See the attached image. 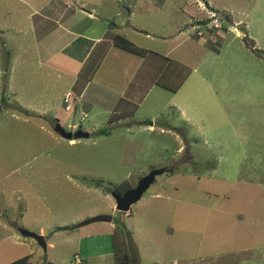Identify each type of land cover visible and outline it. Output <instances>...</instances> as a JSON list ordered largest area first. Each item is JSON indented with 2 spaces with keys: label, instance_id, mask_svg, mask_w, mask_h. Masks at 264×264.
Listing matches in <instances>:
<instances>
[{
  "label": "rangeland",
  "instance_id": "rangeland-1",
  "mask_svg": "<svg viewBox=\"0 0 264 264\" xmlns=\"http://www.w3.org/2000/svg\"><path fill=\"white\" fill-rule=\"evenodd\" d=\"M103 1L104 8L110 0ZM46 2L0 0V264L26 256L32 264H74L76 257L86 264L87 255L117 243L130 264H264V59L254 51L264 52V0H170L181 10L186 5L187 15L165 9L169 37L150 35L167 43H139L179 59L180 73L170 67L157 84L168 91L151 80L139 106L120 102L118 110L136 114L114 128L100 108L87 119L67 111L73 101L62 96L65 84L36 64L35 48L21 49L23 42L34 46L30 8ZM207 5L228 17L196 27L215 15ZM110 16L99 18L101 28L103 20L121 21ZM54 119L73 133L101 125L74 143L54 132ZM101 129L109 134L98 135ZM162 168L166 173L128 213L116 210L109 189H132ZM107 213L113 232L100 231V222L76 227ZM22 230L54 246L44 251ZM87 230L95 234L85 237Z\"/></svg>",
  "mask_w": 264,
  "mask_h": 264
},
{
  "label": "crops",
  "instance_id": "crops-1",
  "mask_svg": "<svg viewBox=\"0 0 264 264\" xmlns=\"http://www.w3.org/2000/svg\"><path fill=\"white\" fill-rule=\"evenodd\" d=\"M101 3L103 4L104 1L72 0L68 3V0H47L42 7L30 8L32 11L30 17L37 19L36 22L31 20L34 22L31 31L34 37V46L25 48V42H23L21 49L26 51L35 48L37 51L36 64L42 67L43 72L54 77L57 84H65L63 87L66 91L62 96L65 99L70 95L69 101H73V106L67 111L71 112L75 108L80 110V113L87 119L90 114H94L97 108H100L101 112L108 117L107 124L114 128L121 123L125 124L123 122H127L128 118L131 120L136 114H131L130 107L118 110L120 102L125 101L131 106H139L140 97L138 96L140 93L145 94L146 85L151 80L157 87L168 91L163 85L157 84H160L161 78L166 75V72H170V67H173L172 72L180 73L176 66L180 62L179 59H171L170 54L153 51L150 47L142 46V43H139L143 42L144 44L146 40L153 39H158L162 45L167 43L165 37L155 38L150 34L153 33V30H157L162 31L161 33L167 38L169 37L168 33L163 32L165 27L170 25L166 22L167 14L164 11L167 7L174 8L176 5L170 0H110L103 8ZM116 4L118 5L116 6ZM121 4H124L122 7L125 13L120 10ZM185 8L186 5H184ZM175 9L187 15L184 9L181 10L177 7ZM114 12H116V18L121 17V21L112 22L108 26L103 20V28H101L99 24L101 16L107 19ZM156 23H160L159 26H162V30L157 29ZM194 25L192 20V28L195 27ZM115 35L126 38L138 48L145 50L146 54L137 56L117 48L113 42ZM134 57L138 58L136 64H134ZM114 84L118 85L114 86ZM182 84L177 88L179 89ZM119 85L121 91L117 89ZM55 88V85L50 87V89ZM128 92L130 94H127ZM146 96L144 95L141 103L145 101ZM171 104L184 116L186 110L182 108L183 106H176L175 102ZM113 114L119 117L111 123ZM34 115L39 116L37 113ZM56 121L59 123L58 120ZM100 125L101 123L93 125L92 129H88L86 132L90 133ZM159 126L162 127L163 123ZM68 127L77 129V123L71 125L69 122ZM161 133H163V129H161ZM68 142L70 141L68 140ZM72 142L75 143V140ZM114 205L116 206V203ZM112 222H101L100 231L111 230L113 232L115 226ZM38 233L45 234V231L41 228ZM85 233V237L86 235L91 237L90 235L94 231L87 230ZM110 237H112V233H110ZM47 245L54 246L53 243ZM103 250V253L97 255H87L86 259L89 261L86 264H95V261L99 259L107 260L110 264L111 255L108 254L113 256L114 249L113 247L109 249L106 246ZM83 260L81 257H76L74 264H83ZM137 262L139 263V260Z\"/></svg>",
  "mask_w": 264,
  "mask_h": 264
},
{
  "label": "water",
  "instance_id": "water-1",
  "mask_svg": "<svg viewBox=\"0 0 264 264\" xmlns=\"http://www.w3.org/2000/svg\"><path fill=\"white\" fill-rule=\"evenodd\" d=\"M54 132L61 136L63 139L69 141L90 138V133L83 130H77L75 133L67 132L58 122L55 125ZM166 171V168L154 169L149 172L148 175L141 178L134 188L128 190L123 195L112 193V196L116 202V210L118 212L128 213L130 211V208L134 204L138 203L141 200L142 196L145 194V192L151 187L152 184H154L156 178L166 173ZM112 221V215L103 214L89 218L86 221L78 224L76 227L81 228L92 223H111ZM21 234L25 238H31L35 240L44 251L47 250V243L44 236L25 230H22Z\"/></svg>",
  "mask_w": 264,
  "mask_h": 264
},
{
  "label": "trees",
  "instance_id": "trees-1",
  "mask_svg": "<svg viewBox=\"0 0 264 264\" xmlns=\"http://www.w3.org/2000/svg\"><path fill=\"white\" fill-rule=\"evenodd\" d=\"M207 2V1H206ZM209 7V5H207ZM209 9H211L213 11V13H215V15L212 17V18H209V20H205V21H202V22H199L198 24L196 23L197 26L199 27H205L208 23H210L211 21L214 22V19L215 17L217 18H222L221 16H227V14L223 13V12H218L217 10L209 7ZM211 11V12H212ZM220 15V16H219ZM217 21V20H216ZM219 21V20H218ZM216 28V27H215ZM113 42L115 44V46L119 49H122L124 51H127L129 53H132L134 55H137V56H143L146 54V51L141 49V48H138L137 46H135L133 43H131L129 40H127L126 38L120 36V35H115L114 38H113ZM244 42H250L251 43V47L252 49H255V46L254 44L252 43L253 41L248 39V38H244ZM250 45V44H249ZM260 57H262L264 59V52L263 51H260V50H254ZM9 54V53H8ZM164 88H167L165 86H163ZM178 89V88H177ZM3 99V98H2ZM4 100V99H3ZM119 116H116L115 114H113L111 116V123H113L114 121V118H118ZM54 123L56 125L57 121L54 120ZM98 135H107L109 134V130H105V129H101L97 132ZM125 185V183H122L120 186L114 188V189H109L108 192H110L111 194L112 193H115V194H119V195H123L125 192H127L128 190L131 189V187H125V188H122L123 186ZM99 185H97L98 187ZM127 186V185H126ZM69 228L67 227H64V228H58V230L62 231V230H68ZM128 235V241L131 240L133 241L132 239V234H130V232L128 231L127 232ZM113 237L115 238V236L113 235ZM124 244V243H123ZM118 247L114 248V256L116 257V264H130V258H129V255L128 253H126V249L124 247H121L119 245V243H117ZM116 245V246H117ZM120 252V253H119ZM119 254H122L123 257H124V260L125 261H121L120 258L118 257ZM137 256H135V259H136ZM129 260V263H127ZM132 262V261H131ZM12 264H32L30 263V256H26L24 258H21L20 260H17L15 262H13ZM46 264H51V263H46Z\"/></svg>",
  "mask_w": 264,
  "mask_h": 264
},
{
  "label": "built area",
  "instance_id": "built-area-1",
  "mask_svg": "<svg viewBox=\"0 0 264 264\" xmlns=\"http://www.w3.org/2000/svg\"><path fill=\"white\" fill-rule=\"evenodd\" d=\"M69 97H70V95H68L66 98H65V102L66 103H69L70 101H69ZM70 109V105H68L67 106V110H69Z\"/></svg>",
  "mask_w": 264,
  "mask_h": 264
}]
</instances>
